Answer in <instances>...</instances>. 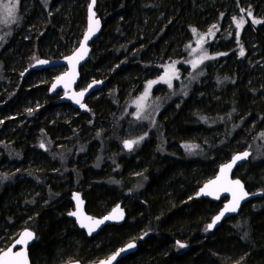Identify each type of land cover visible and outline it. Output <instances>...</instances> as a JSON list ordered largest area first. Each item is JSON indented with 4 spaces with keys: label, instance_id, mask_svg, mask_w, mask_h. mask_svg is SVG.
Wrapping results in <instances>:
<instances>
[{
    "label": "trees",
    "instance_id": "1",
    "mask_svg": "<svg viewBox=\"0 0 264 264\" xmlns=\"http://www.w3.org/2000/svg\"><path fill=\"white\" fill-rule=\"evenodd\" d=\"M26 1L20 25L0 37L2 89L31 59L69 54L85 29L88 0H33L25 9ZM231 7L245 26L230 34L222 25ZM96 10L102 31L79 85L105 80L104 87H113L106 100L95 104L90 97L82 113L59 102L63 91L51 94L47 80L36 87L24 80L9 100L3 94L13 87L0 90V252L28 227L36 234L32 264L89 263L132 240L137 251L117 264H264V151L256 143L254 156L243 143L264 130V0H98ZM209 23L215 35L199 43L196 36L207 33ZM196 49H202L198 56ZM27 70L23 76L47 69ZM180 76L179 96L167 99L156 123L130 134L121 96L154 81L155 93L170 97L163 92ZM88 128L96 139L85 144ZM123 140L139 143L127 150ZM189 142L199 146L198 156L187 155L183 144ZM246 149L251 156L234 176L262 196L210 231L225 200L194 196L222 163ZM74 191L94 216L122 202L126 220L97 235L78 230L67 215Z\"/></svg>",
    "mask_w": 264,
    "mask_h": 264
},
{
    "label": "water",
    "instance_id": "2",
    "mask_svg": "<svg viewBox=\"0 0 264 264\" xmlns=\"http://www.w3.org/2000/svg\"><path fill=\"white\" fill-rule=\"evenodd\" d=\"M97 2L98 0H95V3H93V0H90V3L87 7L86 25L83 35L79 41V44L72 52L58 59L41 58L35 61L32 65V68L35 70L49 69L59 66L66 67L65 72L62 73L59 77L55 78L52 82L50 86V93L55 94L58 90L63 91V96L60 98L59 102H70L74 108L80 110L82 113H85L87 111L88 106L85 104V101L90 97L94 90L99 89V86L103 85L102 80H95L93 82L96 83L91 82V84H89L92 85L91 88H89V85H87V87L85 88L76 89V86L79 85L81 81L82 66H85L88 63V60L90 59V55L92 53V44L102 31L103 22L96 10ZM92 13H94V15H92ZM97 20L99 21L98 27L95 24V21ZM90 26L92 28V33L89 35ZM86 36H88L87 40H85ZM39 61H47V63L41 64L39 63ZM80 92H84L83 97L78 96V93ZM77 99L80 100L79 104L76 102ZM81 104L85 105V107H81ZM245 152L249 154L247 157H244L233 163L234 157L242 155ZM250 156L251 151L247 149L232 155L229 160L225 161L219 166L216 175L205 181L195 194V199L204 198L215 202H219L223 199L225 200L220 211L213 217L212 221L208 223V225H213L211 228L208 227L210 231L214 230L227 217L237 215L241 207L248 201L256 197L262 196L261 192L248 191L244 182L239 177L234 176L237 168H239L243 163L248 161ZM229 164H232V167L230 169L225 168V170L221 172V169ZM235 181L240 182V185H242L243 193H246L247 195H245L243 199L239 200V204L236 207V211L225 212L224 210L226 206L231 207L234 204V196L235 198H239L242 194L240 186H237L234 183ZM205 185H209V187L205 189ZM202 189H204V191H201ZM71 198L74 207L71 211L67 213V215L69 218L75 221L76 226L79 229L83 230L89 236L97 235L107 225H122L127 218V213L125 208L123 207L122 202L117 203L107 214L102 216H94L86 211V201L83 198L81 192H72ZM221 212H224V215L221 216L219 220H215L217 216H220ZM70 213H76V215H70ZM109 216H113L114 218L107 220L104 219L105 217ZM99 220H103L104 222L99 225H96L94 222ZM25 231L31 232L33 234L32 237L30 239L24 237V244H16L15 242L21 239L22 234ZM35 240L36 234L31 228L26 227L22 229L17 235V237L11 242V244L0 252V260L4 261L5 264H32L30 258V247L33 245ZM129 243H133L135 247L130 249L127 248V245ZM13 245L15 246L13 247ZM9 248L12 249L11 252H8ZM120 249H125V251L120 252V254L116 256V259L111 261V264H117L125 256L136 252L138 249V243L135 240L129 241L106 258L97 261L83 263L79 260H71L66 262L65 264H102V262L109 261V259L117 252H119ZM16 252H20L21 255L15 256L14 253ZM4 253H8V255H4Z\"/></svg>",
    "mask_w": 264,
    "mask_h": 264
},
{
    "label": "rangeland",
    "instance_id": "3",
    "mask_svg": "<svg viewBox=\"0 0 264 264\" xmlns=\"http://www.w3.org/2000/svg\"><path fill=\"white\" fill-rule=\"evenodd\" d=\"M32 1L33 0H27L24 3L25 9L29 5L33 6ZM89 3H90V0H88L86 3L87 7H88ZM4 4H9L10 6L11 5L15 6L13 14L11 16H9L7 14V12L4 10V8H3ZM21 7H22V0H0V37L5 34L4 32H7L12 27L20 25ZM39 7H40V5H39ZM229 11L230 12H228V14H227L228 19L225 20L223 25H222L223 31L229 32L231 34L233 30L235 31V30L239 29V32H240V29L244 28V26H245V23H243V25L240 27L237 26V22L243 16L242 13L240 15H238L237 14L238 11L232 7L229 9ZM234 17L236 18L235 20L233 19ZM210 25L214 26L213 23H209V26ZM29 26H31V24ZM211 26H210V29L207 30L208 31L207 33L198 32L196 38H200L201 41H199V43H208L210 40L213 39L215 32L210 31ZM217 29H219V27ZM27 33H28V30L21 31V34L24 36H26ZM250 46H251V48L254 47L253 43H251ZM218 49H219V45H216L215 51H218ZM212 52H214V51L212 50ZM201 53H202V49H196L195 51H193L194 56H198ZM38 59H40V58L36 57V59H34V60L31 59L29 62V65L26 68L21 70L19 73H16L15 75H11L10 78L7 79L6 83L3 81L4 85H2V87L4 89L0 88L1 91L6 90L9 87H13V91L9 92L8 96H6V97L3 93H0V95L3 94V98H5L6 100L13 98L16 95L18 88L22 84H24V80H27L28 81L27 85H30L31 87H36L37 85L42 84L43 81H46V80L49 82V85H50L51 82H53V80L56 77L60 76L66 70V68H64V67H55L53 69L45 70L46 73L44 70H42V72L40 74H35L34 73L35 71L30 70L25 76H23V72H26V70L29 67H31L33 62L37 61ZM199 63H200V59L196 58L195 65L197 66ZM196 71H194L193 73H195ZM47 72H48V74H47ZM179 80L183 81L185 79L183 76H180V78L177 77V80L174 84H173V81H170L168 83L169 86H167V88H165L166 91L163 92L164 94H169L170 97H167V98L164 97V95L161 96V94H159V92L155 93L156 83H153L151 88H149V89H146V90L142 89L141 91L139 90L135 95H131V94L127 95L128 94V92H127L121 96V98H122L121 101H124V104L126 105L125 106V108H126L125 109V111H126L125 115L131 119L133 126H134V127L132 126V128L130 129V131H129L130 134H133V130H135L137 128L144 127L145 125L153 126L156 123L157 117H158L161 109L163 108V106L166 104L167 99L168 98L174 99V98L179 96L180 89L178 91H175V86H174L175 84L180 83ZM93 81H95V80L89 79L88 81L84 82L83 84L77 85L76 89L85 88V87H87V85L91 84V82L93 83ZM104 81H103V85L99 86V89L94 90L92 92V94L90 95V97H92L91 100H93V102H95V104H96V101L100 98L103 100L104 99L106 100L108 98L109 92L113 90V87L111 85L104 87ZM146 91H147V96L145 97ZM63 93L64 92H60L57 95V97L60 98ZM126 96H129L128 99H126L127 98ZM90 97L88 98V102H89ZM142 97H143V99H141ZM33 104L39 105V101H35ZM92 105H94V103ZM33 109L34 108H30L27 110H33ZM24 111H26L25 108L18 111L17 115H19L20 113L22 114ZM91 112H93V109L91 110ZM72 113H74V112H72ZM8 116H10V118H14V117H12V113H9ZM92 133H93V128H88L87 131L83 134V142H85V144H87L88 141L90 142V141H93L96 139V134H92ZM0 139H3V138L0 137ZM123 141L121 143L122 147H124ZM243 143H247L246 148L252 150L253 153H254L253 147L256 143H257L256 147H258L259 150L264 151V130L260 134H258L256 137H254V139H252V141H250L249 143L247 142V139H244ZM46 145L48 146V138H47V144ZM183 145H184L186 153L189 157H191V158L196 157L200 154V151L198 150L199 146L197 144H195L194 142L185 143ZM39 147H41V144L39 145ZM43 147H45V146H43ZM254 156H255V153H254ZM92 158L95 161V157H92ZM77 159H80L81 162L84 160L80 156H77ZM113 207H111V208H113ZM71 208H73V206ZM110 209L106 211V214L110 211Z\"/></svg>",
    "mask_w": 264,
    "mask_h": 264
},
{
    "label": "snow or ice",
    "instance_id": "4",
    "mask_svg": "<svg viewBox=\"0 0 264 264\" xmlns=\"http://www.w3.org/2000/svg\"><path fill=\"white\" fill-rule=\"evenodd\" d=\"M93 3H95V0H93ZM14 5H9V4H4L3 5V8H4V10L7 12V14L9 15V16H11L12 14H13V11H14ZM242 11H243V9H242ZM90 12H91V7H90ZM92 15H94V13H92ZM249 15H251V13H249ZM234 20L236 19L235 17L233 18ZM243 23H244V20H243V18H241L238 22H237V26L238 27H240V26H242L243 25ZM254 23H260V21H254ZM95 24L97 25V27H98V25H99V21L97 20V21H95ZM213 27H215V26H213ZM211 31V30H210ZM92 33V28H91V26H90V28H89V35ZM88 39V36H86L85 37V40H87ZM244 53H243V50H241V55H243ZM81 58H82V56H81ZM69 59H72V58H69ZM39 63H41V64H45V63H47V61H39ZM194 67H195V65H193ZM161 79H165L164 77H161ZM93 83H96V82H93ZM153 83H155L154 81H150L149 82V84H148V88H151V86H152V84ZM92 87V85H89V88H91ZM86 91V90H85ZM83 95H84V92H80V93H78V96H80V97H83ZM147 96V91L145 92V97ZM141 99H143V97L141 98ZM78 104L80 103V100L79 99H77V101H76ZM81 107H85V105H83V104H81ZM143 139V137H140V140H142ZM136 143H139V140H137V141H125V147L126 148H129V149H131L132 148V146H133V144H136ZM44 145L43 144H41V147H43ZM190 147V146H189ZM249 154L247 153V152H245V153H243L242 155H238V156H236V157H234L233 158V163H235V161H237V160H240V159H242V158H244V157H247ZM232 167V164H229V165H226V166H224L222 169H221V172H223L224 170H225V168H228V169H230ZM213 183H215V182H213ZM237 186H240V188H241V196L239 197V198H235V196H234V204L231 206V207H229V206H226L225 207V212L226 211H236V207L238 206V204H239V200L240 199H243L244 198V196L245 195H247L246 193H243V191H242V185H240V182L239 181H235L234 182ZM209 187V185H205V189H207ZM225 190H227V189H225ZM201 191H204V189H202ZM115 211V210H114ZM70 215H76V213H70ZM224 215V212H221V214H220V216H217L216 218H215V220H219L220 219V217L221 216H223ZM112 218H114L113 216H109V217H105L104 219L105 220H107V219H112ZM87 219H90V218H87ZM104 221L103 220H99V221H95L94 223L96 224V225H99V224H101V223H103ZM215 222V221H214ZM213 225L212 224H210V225H208V227L209 228H211ZM90 231H91V229H90ZM32 233L31 232H28V231H25L23 234H22V237H21V239H19V240H17L15 243L16 244H24L25 243V240H24V237H27V238H31L32 237ZM15 245H13V247H14ZM133 247H135V245L133 244V243H129L128 245H127V248H133ZM181 247H183V245H181ZM12 251V249L11 248H9V250H8V252H11ZM123 251H125V249H120L119 250V252H117L115 255H113L110 259H109V261H107V262H102V264H111V261L112 260H115L116 259V256H118L119 254H120V252H123ZM4 255H8V253H4ZM14 255L15 256H20L21 255V253L20 252H16V253H14ZM0 264H5V262L4 261H2V260H0Z\"/></svg>",
    "mask_w": 264,
    "mask_h": 264
},
{
    "label": "bare ground",
    "instance_id": "5",
    "mask_svg": "<svg viewBox=\"0 0 264 264\" xmlns=\"http://www.w3.org/2000/svg\"><path fill=\"white\" fill-rule=\"evenodd\" d=\"M43 78H44V77H43ZM206 78H207V77H206ZM208 78H209V77H208ZM198 79H199V78H198ZM201 81H202V80H201ZM211 81H212V80H211ZM201 83H202V82H201ZM206 83H207V82H206ZM197 84H198V83H197ZM209 85H210V84H209ZM211 85H212V84H211ZM193 86H194V85H193ZM195 86H196V85H195ZM201 86H202V85H201ZM199 87H200V84H199ZM207 87H208V85H207ZM214 88H215V87H214ZM191 89H192V88H191ZM212 89H213V88H212ZM192 90H193V89H192ZM193 91H194V90H193ZM193 91H192V92H193ZM200 91H201V90H200ZM130 93H131V92H130ZM194 93H195V92H194ZM134 94H135V93H134ZM196 94H197V93H196ZM196 94H195V95H196ZM198 94H199V92H198ZM129 95H130V94H129ZM189 95H190V94H189ZM201 95H202V93H201ZM126 97H127L126 99H128L129 96H126ZM194 97H195V96H194ZM123 98H124V97H123ZM126 99H125V100H126ZM192 99H193V98H192ZM200 99H201V98H200ZM196 100H197V99H196ZM128 101H129V100H128ZM128 101H127V102H128ZM192 101H193V100H192ZM88 103H89V102H88ZM123 103H124V101H123ZM123 103H122V104H123ZM125 103H126V102H125ZM124 105H125V104H124ZM190 105H191V104H190ZM87 106H88V105H87ZM125 106H126V105H125ZM193 106H194V105H193ZM87 108H88V107H87ZM196 108H197V107H196ZM125 109H126V108H125ZM199 111H200V110H199ZM16 112H17V111H16ZM193 112H194V111H193ZM197 113H198V112H197ZM197 113H196V114H197ZM200 113H201V112H200ZM13 114H14V113H13ZM196 114H194V115L192 114V117L194 116V117L197 118V116H195ZM198 114H199V113H198ZM17 117H18V116H17ZM194 117H193V118H194ZM126 123H127V122H126ZM130 123H131V122H130ZM132 125H133V123H132ZM131 127H132V126H131ZM133 127H134V126H133ZM129 128H130V126H129ZM129 128H128V129H129ZM163 128H164V126H163ZM130 129H131V128H130ZM125 130H126V129H125ZM168 134H169V133H168ZM163 136H164V138H165V135H163ZM2 138H3V137H2ZM6 138H7V137H6ZM167 138H168V137H167ZM3 144H5V143H3ZM35 170H36V169H35ZM253 190H254V189H253ZM77 229L79 230V228H77Z\"/></svg>",
    "mask_w": 264,
    "mask_h": 264
},
{
    "label": "flooded vegetation",
    "instance_id": "6",
    "mask_svg": "<svg viewBox=\"0 0 264 264\" xmlns=\"http://www.w3.org/2000/svg\"><path fill=\"white\" fill-rule=\"evenodd\" d=\"M78 44H79V43H78ZM76 47H77V46H76ZM76 47H75V48H76ZM75 48H74V49H75ZM33 63H34V62H33ZM32 65H33V64H32ZM30 69H31V67H29V70H30ZM85 104L88 105L87 111L85 112V113H87V112L89 111V109H90V106H89V104H88V99L85 101ZM75 109H76V108H75ZM123 142H125V140H124ZM126 149L128 150L129 148H126ZM70 211H71V210H70Z\"/></svg>",
    "mask_w": 264,
    "mask_h": 264
}]
</instances>
